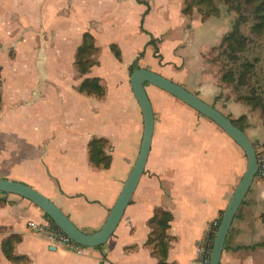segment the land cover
Masks as SVG:
<instances>
[{
  "label": "crops",
  "instance_id": "obj_1",
  "mask_svg": "<svg viewBox=\"0 0 264 264\" xmlns=\"http://www.w3.org/2000/svg\"><path fill=\"white\" fill-rule=\"evenodd\" d=\"M182 7L183 0H0V178L30 185L81 230L93 232L114 204L142 138L143 118L129 84L131 65L212 100L225 115L245 113L240 103L220 104L218 96L226 89L207 59L224 33L217 25L206 43L191 47L190 21L195 26L205 21L196 13L184 14ZM85 35L96 46L97 63L78 75L74 55ZM151 37L159 57L148 44ZM111 43L121 59L113 55ZM162 45L168 46L169 59ZM148 47L150 61L145 59ZM83 77H98L104 95L78 92ZM145 88L154 113L150 151L106 243L85 246L81 253L51 245L27 226L48 221L44 212L26 198L0 192V264H158L153 246L145 244L147 220L157 209L172 216L166 263L192 260L195 245L220 218L240 180L246 157L212 120L154 85ZM93 137L108 141L107 168L88 161L87 143ZM262 213L264 180L254 178L226 236L220 264H264ZM11 234L18 236L13 254L23 256L17 262L1 251L2 240Z\"/></svg>",
  "mask_w": 264,
  "mask_h": 264
},
{
  "label": "water",
  "instance_id": "obj_2",
  "mask_svg": "<svg viewBox=\"0 0 264 264\" xmlns=\"http://www.w3.org/2000/svg\"><path fill=\"white\" fill-rule=\"evenodd\" d=\"M146 83L164 90L212 120L243 150L245 154L246 168L221 214L213 238L208 264H220L226 236L229 232L232 221L257 174L258 163L256 149L248 134L236 126L222 111L205 102L198 95L189 91L181 84H178L177 82H174L148 68L137 67L133 69L129 75L130 88L140 107L143 118L142 138L134 164L124 181L114 204L110 208L99 229L93 232H84L77 227L69 216L50 198L25 183L0 178V192L5 194H15L30 200L38 206L63 233L80 245L95 247L106 243L118 226L124 211L132 198L144 171L150 151L154 129V113L150 98L146 92Z\"/></svg>",
  "mask_w": 264,
  "mask_h": 264
},
{
  "label": "trees",
  "instance_id": "obj_3",
  "mask_svg": "<svg viewBox=\"0 0 264 264\" xmlns=\"http://www.w3.org/2000/svg\"><path fill=\"white\" fill-rule=\"evenodd\" d=\"M238 11L236 22L233 26L224 33L219 39L218 43L211 46L207 51V57L217 50L221 49L222 52L232 61L233 65L225 62L219 66L220 83L225 87L223 94L229 95L228 101L233 103H240L247 107V111L238 117L234 118L227 115L231 121L247 133V127L244 122L247 121L248 111L258 109L264 110V96L255 89L247 88L241 93V88L249 85L250 76L255 71V64L246 60L237 63L239 54L245 50L248 45L249 39L258 38L264 40V0H235ZM196 8L201 21L214 20L219 17V6L215 0H183L182 12L191 15L192 10ZM242 23H249L248 34H244L241 30ZM89 37V38H87ZM85 40L91 39L90 36L85 35ZM148 44L153 45L155 56L159 57V48L156 40L151 37ZM110 49L117 59H121V53L115 43L110 44ZM96 48L92 43L85 41L83 45L77 48L74 55V64L79 72V75H84L88 72L89 68L97 63L92 57L95 54ZM143 52L138 55L141 56ZM260 59L264 63V49ZM224 62V61H223ZM135 69L133 65L130 66V73ZM76 90L86 95H96L102 97L105 93V88L98 77H83L76 85ZM223 94H221L223 96ZM227 100V99H226ZM0 104H1V90H0ZM108 141L103 137H93L87 143L88 161L97 168H107L110 165L111 156L108 153ZM253 143V142H252ZM255 147V143H253ZM222 214V213H221ZM48 222L57 228L53 221L44 213ZM264 216V213H262ZM221 217V216H220ZM171 213L167 210L157 209L154 214L148 218L147 226L149 228L145 244L152 245L158 258V264H167L166 256L171 241V236L167 233L169 223L171 221ZM217 225L220 218L215 220ZM17 235L11 234L4 238L1 242V251L4 256L12 261H20L23 256L13 254V240Z\"/></svg>",
  "mask_w": 264,
  "mask_h": 264
},
{
  "label": "rangeland",
  "instance_id": "obj_4",
  "mask_svg": "<svg viewBox=\"0 0 264 264\" xmlns=\"http://www.w3.org/2000/svg\"><path fill=\"white\" fill-rule=\"evenodd\" d=\"M215 2L219 6V10H220V13H219L220 15L218 18L214 20H211V19L206 20L201 25H197V26L194 25L195 23L192 21L193 19L190 21L192 24V28H193V32L189 35V40L193 43V45H190L191 47H193L194 45H197L198 43L200 44L206 43V40L209 39V36H212L214 32L216 31L214 28L215 26L219 25L218 27L220 28V32L226 33L236 22L238 11H237V6H235L236 4L235 0H215ZM192 13L198 14V10L194 8L191 14ZM248 24L249 23L241 24V30L246 35L248 34V28H249ZM182 36H183V39H187L188 37V36H184V34H182ZM90 40L92 41V38ZM85 41L86 40L84 38L83 43L81 45H83ZM90 43H92L93 46L96 48L94 42H90ZM165 46L166 45H162L161 53L164 55L165 59H169L168 57L170 54L168 52L169 51L168 46L167 47ZM263 49H264V40L258 39V38H251L249 39L248 45L246 46L245 50L239 54V57L237 58V63L250 60L255 64V71L250 76L249 85L247 87L241 88L240 90L241 93H243L247 88L248 89L255 88L261 94V96H264V63L260 59L263 53ZM151 50L152 48L150 47L146 51L145 59L148 61L152 59ZM208 56L209 57H207V59L213 63L212 65L218 71V73L220 72L219 66L221 67L222 63L227 62L233 65L232 61L222 52L221 49L217 50V54L216 52H214L213 54L210 53ZM92 57L96 58V51H95V55H93ZM124 58L125 60H127L128 56L125 55ZM62 60L63 58H59L57 61H62ZM104 60L105 62H107L106 59ZM66 71H69L68 67L66 68ZM78 75H79V72H78ZM221 94H223V92ZM226 94H223V96L222 95L218 96L219 99L222 98L220 102L221 105H226L230 103V100L228 101V98H230L229 97L230 93L228 96H226ZM203 100L209 104L213 102L210 99L203 98ZM242 107L246 108L243 105ZM225 113H228V115H230L231 117L236 118V116H232V114L229 111H225ZM244 123L247 127L246 128L247 132L251 134V137H252L251 141L255 143V149H256L257 154L263 152L264 151V110L262 109H258L254 111L249 110L248 115H247V121ZM255 178L264 180V178H261L259 176H256Z\"/></svg>",
  "mask_w": 264,
  "mask_h": 264
},
{
  "label": "built area",
  "instance_id": "obj_5",
  "mask_svg": "<svg viewBox=\"0 0 264 264\" xmlns=\"http://www.w3.org/2000/svg\"><path fill=\"white\" fill-rule=\"evenodd\" d=\"M258 170L256 176L264 178V151L257 154ZM216 221L210 222L202 238L194 247V257L188 264H208L212 248L213 238L216 232ZM27 226L37 235L43 237L51 245H62L77 253H81L85 246L80 245L69 238L58 227L52 226L48 221H28Z\"/></svg>",
  "mask_w": 264,
  "mask_h": 264
}]
</instances>
